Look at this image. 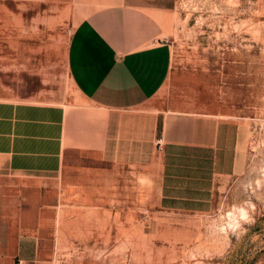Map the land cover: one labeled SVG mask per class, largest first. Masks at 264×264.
<instances>
[{
  "label": "rangeland",
  "instance_id": "1",
  "mask_svg": "<svg viewBox=\"0 0 264 264\" xmlns=\"http://www.w3.org/2000/svg\"><path fill=\"white\" fill-rule=\"evenodd\" d=\"M63 6L0 0V118L27 107L29 166H51L49 145L34 154L32 121L60 123L59 167L0 173V264H20L16 239L36 241L28 264H264V0L172 3L171 66L151 103L240 128L235 170L217 178L205 213L159 212L145 166L78 156L75 131L96 109L67 73L75 20Z\"/></svg>",
  "mask_w": 264,
  "mask_h": 264
},
{
  "label": "crops",
  "instance_id": "2",
  "mask_svg": "<svg viewBox=\"0 0 264 264\" xmlns=\"http://www.w3.org/2000/svg\"><path fill=\"white\" fill-rule=\"evenodd\" d=\"M57 2L65 5L62 12L68 15L63 17L75 20L65 52L68 76L96 109L75 131L78 156L145 166L159 212L210 211L215 181L235 170L240 128L213 113L161 112L151 103L171 66L165 34L173 0ZM20 105L2 108L8 113L0 118V173L54 171L60 164L59 116L41 124L32 121L34 137L42 138L34 154L43 158V148L49 145L51 166L45 168L38 158L29 166L27 107ZM16 240L17 260L32 262L36 241Z\"/></svg>",
  "mask_w": 264,
  "mask_h": 264
},
{
  "label": "bare ground",
  "instance_id": "3",
  "mask_svg": "<svg viewBox=\"0 0 264 264\" xmlns=\"http://www.w3.org/2000/svg\"><path fill=\"white\" fill-rule=\"evenodd\" d=\"M237 214H238V216H244L245 215V210L244 209H242V208H240V209H238L237 210ZM229 215V217H230V223L231 224H235V213H231V214H228Z\"/></svg>",
  "mask_w": 264,
  "mask_h": 264
}]
</instances>
